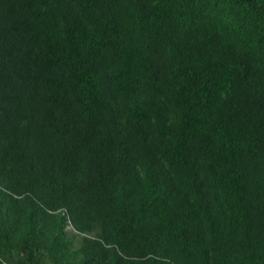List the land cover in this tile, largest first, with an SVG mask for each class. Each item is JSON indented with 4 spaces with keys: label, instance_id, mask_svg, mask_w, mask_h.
<instances>
[{
    "label": "trees",
    "instance_id": "1",
    "mask_svg": "<svg viewBox=\"0 0 264 264\" xmlns=\"http://www.w3.org/2000/svg\"><path fill=\"white\" fill-rule=\"evenodd\" d=\"M0 264H264V0H0Z\"/></svg>",
    "mask_w": 264,
    "mask_h": 264
},
{
    "label": "rangeland",
    "instance_id": "2",
    "mask_svg": "<svg viewBox=\"0 0 264 264\" xmlns=\"http://www.w3.org/2000/svg\"><path fill=\"white\" fill-rule=\"evenodd\" d=\"M2 191H4L2 189ZM61 211H56L55 214L60 213ZM98 228H94L91 232L88 233H81L77 231L69 219H67V223L64 227V237L69 242V246L72 250H76L81 246L82 240L85 237L94 238Z\"/></svg>",
    "mask_w": 264,
    "mask_h": 264
}]
</instances>
